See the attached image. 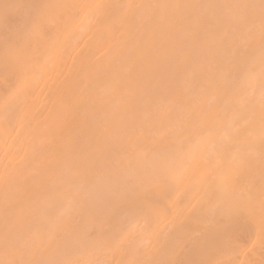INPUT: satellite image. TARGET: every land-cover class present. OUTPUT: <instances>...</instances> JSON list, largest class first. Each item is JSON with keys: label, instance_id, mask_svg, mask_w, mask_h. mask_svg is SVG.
Masks as SVG:
<instances>
[{"label": "bare ground", "instance_id": "obj_1", "mask_svg": "<svg viewBox=\"0 0 264 264\" xmlns=\"http://www.w3.org/2000/svg\"><path fill=\"white\" fill-rule=\"evenodd\" d=\"M262 29L260 0H0V264H264ZM129 171L157 178L96 194Z\"/></svg>", "mask_w": 264, "mask_h": 264}, {"label": "snow or ice", "instance_id": "obj_2", "mask_svg": "<svg viewBox=\"0 0 264 264\" xmlns=\"http://www.w3.org/2000/svg\"><path fill=\"white\" fill-rule=\"evenodd\" d=\"M45 7L43 4H38L31 15V17L25 21L23 27L25 31H40L45 29V21L42 16L41 9ZM172 7H181V5H173ZM183 7L193 9H217L222 15L230 21H238L242 18L243 13L254 7L253 4L248 2H234V3H220V4H189L183 5ZM260 8L262 17H264V0H260ZM193 24L202 23V17L199 14L191 17ZM255 64V58L245 52H230L227 60L219 64L216 68V72L219 76V81L215 78L211 81V86L217 87L218 91L222 94H227L228 91L240 80L247 78L252 80L254 78L253 67ZM260 89H261V102L262 111H264V29L261 32V51H260ZM190 120L196 119L195 113H188ZM262 121H264V115H262ZM186 141L190 142V136L185 137ZM262 151H264V137H262ZM156 176L151 174H140L136 171H129L123 173L114 179L110 180V186L108 188H101L97 190L96 194L107 195L111 194L113 189L116 191H123L125 193H131L136 189L139 183L156 179ZM5 243L13 244L17 242V237L14 232L8 231L4 235Z\"/></svg>", "mask_w": 264, "mask_h": 264}]
</instances>
